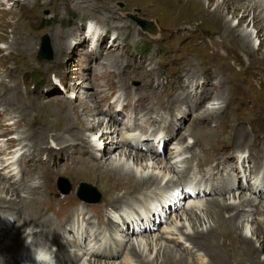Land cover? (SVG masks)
Segmentation results:
<instances>
[{
	"label": "rangeland",
	"instance_id": "374dc122",
	"mask_svg": "<svg viewBox=\"0 0 264 264\" xmlns=\"http://www.w3.org/2000/svg\"><path fill=\"white\" fill-rule=\"evenodd\" d=\"M174 1L175 0H0V129L13 128L14 123L19 121L17 125L19 129L0 136V149H4V151L0 153V158H2L0 159V186L3 184L7 185L8 182L14 184L12 182H17L21 178V172H19V174L17 173L18 165L28 164L27 159L22 155L25 150L24 146L33 145V147L35 146V148H37L40 143L39 138L44 132L47 135V139L44 143L40 144L45 145V148H49L54 144L52 143L54 134L62 131L64 126L63 122L65 121L64 116L69 111L70 106H79L83 98L81 96L84 95L83 92H85L84 90H86V88L94 90L95 85L98 88V94H101L102 89H105L111 94L108 103L114 102L115 100V107L118 108L123 105L125 106L123 110L127 109L128 111L129 109V113L131 114L133 112V117L136 116L135 119L133 117L128 118V113L125 111L121 113V115L112 117V119L108 121L107 114L98 115L99 119L103 122L100 129H106V126L107 129L115 128V126L122 129L125 122L130 120L134 123L131 124V128L137 130L139 128L138 123L141 121V115L146 113V111L149 112L151 109V113L154 112L152 115L154 117L156 115L160 120H157L159 121L157 126L160 129L174 128V126L170 124L171 119L168 113L169 110L175 112L177 118L183 116L181 128L176 134L174 133L168 138L166 137L162 143L163 146L160 145L162 150L157 147L156 142L152 140H148L146 143L154 150L162 151V155L165 157L171 156L172 152L179 154V160L176 161L174 165L178 170L188 172V175L197 176L196 173L198 170H201L196 165V161L193 163L194 165L192 164L191 167H188L189 169L185 167V160L189 156V153L185 151V147L194 142L191 136L195 139L197 138L198 140L196 141L202 142L204 145L215 140L220 141L225 146H232L240 143L241 140L238 138V135H241L244 129L247 134L251 133L250 125L245 124H247V118H251L253 113H249L247 117L242 98L247 99L249 98L248 96H250L254 99V96H256L258 98L256 101H258L261 106H264V43L263 45H259L260 39L256 36V29L252 26V23L249 22L250 18L247 17V21L240 26L237 31L233 32V30H225L221 20L210 19L208 14H195V12H199L202 8L206 9L208 12H212L216 6L222 3V0H204L202 4L190 8H187V6H183L184 8H177V5L173 7L172 4ZM233 2L240 4L244 2V0H233ZM251 2L252 0H246V3ZM224 14L225 18L231 20V25H236L237 19H232V17H230L231 14L228 12H224ZM136 20L149 23L153 31L141 28ZM238 31H243L251 35L252 42L249 47L242 44L238 36ZM116 36L119 37L116 38ZM44 38L48 40L49 50L47 52L49 53V58L43 57L42 45ZM114 38L117 40L113 41ZM52 42L55 44V48ZM122 42L124 45L120 44ZM250 48H253V53L249 52ZM96 50L99 51L96 52ZM121 51L123 55L118 56V53L120 54ZM107 52L109 53L107 54ZM116 58L117 62H114ZM108 59L110 61H107ZM131 65L136 68L135 71L132 69L130 70ZM116 67H125L129 69L125 71L129 72L130 75L125 77V74L121 77L123 81H125V87L123 88L119 87L118 84L114 86L110 83V78L113 75L112 73H117ZM144 67L148 69L154 67V81L151 86L158 91H161V89L164 91L171 89L162 86L165 80L167 84L170 85L182 81L185 84H189V76L195 77L192 81L197 84L199 88L202 83H200L196 76H200L207 81L208 85L206 87H208L209 92H213L214 98L205 99L202 106L198 107V109L196 105L200 100L199 95L195 93L194 90L190 91V89H188L185 91L184 89L182 91L185 92L184 94H186L187 98L185 106L186 104L189 105V112L184 110L185 106L182 101H179L177 106L174 104V106L171 107L170 103L162 102V104H156L154 107H150V109H148V105L142 104L140 107L141 111L136 112L133 110L134 103L130 102L131 97L129 98L128 95L119 93L123 90H127L139 94V92L144 89L143 82L149 83L152 78V72ZM240 86L244 90L242 89V91H240ZM162 98L163 97L160 96L159 100ZM128 103H131L129 105L130 108L128 107ZM225 103V110H223ZM92 105L93 102L89 100L87 106L90 107ZM106 107L107 105L103 108L105 109ZM204 108L210 110L209 112H211V110L213 111L212 120L214 123H221L220 128L216 130L214 127H211L213 124L206 122L210 121V118H208L209 120L205 119L207 113ZM251 121L252 120H250V123ZM91 125H93V122L87 120L83 125L84 129H86L83 133L87 136V140L90 139V141L95 144L91 153L94 159V156L95 158L96 156L97 158L100 157L104 141L103 139L101 141L99 140L98 144H96L95 139L100 136L101 131H99L96 138L91 137L88 131ZM160 126H162V128ZM79 128L82 129L81 126ZM46 129H48V132ZM140 129L137 132H131L133 134L132 136L137 137L139 134L143 133L139 132ZM261 131L262 129L260 128L259 132ZM18 132H20L21 145L16 144V147L12 146L5 148L4 143L6 139L17 137ZM179 133L184 135L183 137L185 138L182 139L181 144L176 145L174 138L178 137ZM0 134H2V130H0ZM164 134H166V131L161 132V137L165 136ZM114 135L112 138H109V141L111 140L109 144V154L110 156L112 155V157L116 150L125 149L122 145L116 147L115 144L119 142V140L115 141ZM24 137H27V139H24ZM201 139L210 142L205 144L203 142L204 140ZM140 142L143 143L142 140ZM56 144L57 147L64 145L61 141H56ZM44 147L43 149H45ZM79 147L77 145L75 149L71 147L68 148L67 155L70 154V149L76 150ZM64 149L65 147L61 148V152H63ZM230 150L233 149L230 148ZM250 150V148L246 147L237 150L233 154V159L230 161L233 169L229 171L226 169L224 170L225 174L229 172V174L232 175L227 181H229V184L231 183L234 189H236V187L243 189H248L250 187L248 184L251 180L249 183H246L243 174L245 172V174L248 175L252 164H250V162L243 163V166L240 164L243 157L246 158L247 156V158L251 159ZM130 151L132 153L136 152L134 150ZM40 153L41 154L38 156L39 160H45L47 156H50V158L53 157L52 164L55 165V167L60 166L66 158V156L62 158L54 157L52 155L53 151L45 153L43 151ZM146 155L148 156V154ZM161 157L157 158L161 159ZM239 158L241 159L239 160ZM11 160H14V162ZM75 160L76 157L74 161ZM124 161L125 160L122 159V162ZM2 162H5V167L1 164ZM95 162L98 164L101 160L97 159ZM220 162L223 163V160H220ZM260 163L264 165V161ZM81 164L82 163L59 168L55 182L52 184L46 183L45 185L52 189L56 186V182L59 178H65L70 185L71 191L69 190L70 192H68L71 194L73 193L72 195L79 199L77 196V189L79 190L81 183H87L100 194L99 203L96 204H100L104 198L110 200L125 194V190H116L112 188L99 174L96 175V173L92 172L95 170L90 169L82 172L75 170L76 167L81 166ZM126 164L129 167L133 166L131 160ZM7 165L8 167L6 168ZM211 166L212 165L208 164L203 167L205 168L203 170ZM241 168H243V172ZM148 171H151V169H148ZM158 174L163 176L162 174H164V171L158 172ZM171 176L172 173H169L166 177L170 178ZM73 181L75 183L77 182V184H74ZM183 182H186V177ZM29 183L33 185L36 184L34 180ZM221 183L219 187L224 188L225 184L222 185L223 183ZM57 186V196L63 197L65 193H62ZM243 191L246 195L249 189L248 191ZM133 192L135 191H130V193ZM157 192H160V190H151L147 196L141 194L138 197L141 200L150 199V197H157ZM28 193L27 191L23 192V190H20L19 195H21V197H27L29 196ZM186 195L185 193V196ZM1 196L7 200L10 198L14 199V195L10 193L7 195L2 193ZM229 196L231 195L224 193L223 197L218 198L226 200ZM206 198L207 197L200 198L201 200L199 202L202 203L203 201L204 203ZM184 199L185 198H181L182 201L178 203L179 206L175 213L170 214L168 218L163 221H156L155 226L151 229L150 233H147V236L149 235L150 238V235L152 237L153 233L157 235L172 233L174 238L177 237V242L175 243L176 250L181 252L185 251V255H183L190 262L198 264L200 263V258H202L205 261L204 263H207L208 259L204 255L203 250L192 248L188 242L183 243L184 239L178 231H175L174 226H183V228L181 227L183 232L192 234L193 229H197L198 231L204 230L206 225H213V222L210 219H206L200 211L203 203H198L197 206L192 204L193 207L191 206L192 210L194 212L196 211L197 214L201 212L199 215L203 218L201 223L197 222L196 224H192L188 219H179V217L173 219L175 218L173 214L176 215L177 213L180 214L181 212H185L184 210H187L188 206L191 205L187 199ZM33 203L34 207L27 205L25 208L23 204L24 209L31 210L34 214L33 217L30 216L31 218H26L27 220L25 221H31L38 216L39 210L36 200H34ZM14 207L15 206H11L5 209L0 205V219H7L8 215H12L16 219L13 222V227L9 228L8 232H4L0 235V244H8L15 241V239H11L13 238L12 233L16 227H19L20 222L24 219L20 214H16L15 209H13ZM18 212L20 213L19 210ZM69 213L67 212V214ZM106 213L111 217L112 215L118 214L119 211L109 208ZM52 214L54 216H52ZM43 216L56 217V213L45 211ZM263 217L264 216H258L259 219ZM58 218L60 221L66 220L61 216L56 217L57 220ZM18 220L19 223L16 222ZM89 220L90 222H97V227L91 225L93 229L90 230V233L86 223ZM108 220L109 219H101L100 223V220L98 221V219L95 218L85 219L83 221L84 225H79L80 229H84L85 231L81 240L77 234L78 240L75 239L76 235L71 236L69 231L61 232L60 240L62 239V242H69L71 244H73L71 241L75 240L78 243L81 242L83 246H85L86 238L88 234H90L93 238H97L98 235L106 238L113 246L119 245L120 241L125 242V239L122 240L126 237L124 233H118V231L115 230L107 231ZM14 223L16 224L14 225ZM239 224L242 227L243 235L251 239L254 246L259 248L260 242L257 241L255 235H253L255 224L250 221L247 222L244 219H241ZM163 226L169 227L167 230H164L162 229ZM262 226L264 227V223ZM33 230H38V228H34ZM27 232L30 233L28 229H25L20 236L24 237ZM38 233L39 231L37 232V237L41 238V234ZM30 236H32V233ZM145 236L146 234H139L131 237L127 241L123 251L121 249L116 257L104 261L113 264L123 263L129 243L133 244L135 247L141 243L138 248L140 252H142V256L148 259H154L156 249L154 251L148 250V246L146 245L148 240ZM214 238L225 239V242L230 241L229 235L223 237L220 232H215ZM100 239L98 240L100 241L98 245L102 243ZM29 241L30 240H27V242ZM33 244L34 247L39 246V243ZM232 244L233 242H231V245ZM95 246L91 243L85 247H93V249H96ZM212 248L214 249L215 246ZM219 248L222 252H226V246L221 245ZM239 250L240 247H235L234 251L231 253L232 256L227 255L232 263L233 259L236 257L235 254L238 257ZM64 253L65 256L68 255L66 251H64ZM239 256L242 257L244 255ZM126 257H128V255ZM259 258L263 259L264 253H261ZM75 264H86V261L84 258H81ZM133 264L137 263L133 262Z\"/></svg>",
	"mask_w": 264,
	"mask_h": 264
},
{
	"label": "bare ground",
	"instance_id": "6f19581e",
	"mask_svg": "<svg viewBox=\"0 0 264 264\" xmlns=\"http://www.w3.org/2000/svg\"><path fill=\"white\" fill-rule=\"evenodd\" d=\"M181 1L175 0L172 4L173 7L177 5V8H181L183 6H187V8H190L202 4L204 0ZM224 12L230 13V17H232V19H237L236 25H231V20L225 18ZM199 13L208 14L210 19L213 20H221L225 30H233V32L237 31L239 27L247 21L246 18L248 17L250 18L249 22L252 23V26L257 31L256 36L260 39L259 45H263L264 43V0H252L251 3H246V0H244V2H241L240 4L234 3L233 0H222V3L216 6L212 10V12H208L206 9L202 8L199 10V12H195V14ZM136 21L138 23V20ZM147 24L149 25V23ZM138 25L141 26L139 23ZM150 27V29H145L141 26V28L145 30L153 31L151 25ZM238 36L243 45H246L248 47L251 45L252 38L250 34L243 31H238ZM118 37L119 36H116V38ZM116 40L117 39L115 38L113 39V41ZM120 44L124 45L123 42ZM97 51L99 50H96V52ZM253 51V48L249 49L250 53H253ZM108 53L109 52H107V54ZM119 55L122 56L123 52L121 51L120 54L118 53V56ZM115 60L116 61L114 62H117V58ZM107 61L110 60L108 59ZM144 68L152 72L151 81L148 80L150 81L149 83H145L142 81L144 84V89H142L139 94L127 90H123L119 93L131 96V99L135 100L133 110H135L136 112L141 111L140 107L142 106V104L148 105V109H150V107H154L156 104H162V102L170 103L171 107L174 106V104L175 106H177V103H179V101H182L185 106L187 98L186 94H184L185 92L182 91L184 89L185 91H187L188 89H190V91L194 90L195 93L199 95L200 100L196 105L197 108L202 106L205 99L214 98L213 92H209L208 87H206L208 85L207 81L200 76H196L198 77L200 83H202L201 87L199 88L197 84L193 83L192 81L195 77L189 76V84H185L182 81L180 83L170 85L167 84V81L165 80L162 86H166V88L168 87L171 89L166 91L161 89V91H158L151 86L152 82L154 81V67H150L149 69L147 67ZM131 69L134 71L136 70V68L132 65L130 66V70ZM125 70L128 71L129 69L125 67H116L117 73H112L113 75L110 78V83L114 86L118 84L119 87H125V81H123L121 77L125 74V77H127V75H130V73L126 72ZM94 87V90H91L89 88H86V90H84L85 92H83L84 95L81 96L83 98L79 106H70L69 111L64 116L65 121L63 122L64 126L62 128V131L54 134V137L52 139V143L54 144L49 148H45V145L40 144L44 143L47 139V135L44 132V134H42V136L39 138L40 143L37 148H35V146L33 147V145L24 146L25 150L23 151L22 155L27 159L28 164L18 165L17 173L19 174V172H21V178L17 182L15 181L16 184L15 182H12L14 184L8 182L7 185L3 184L0 186V205L5 209L11 206H15L13 209H15L16 214H20L21 217L24 218L20 222L19 227H16L14 229L15 232L13 231L12 233L13 238L11 239H15V241H12V243L8 244H0V264H44V258L48 254H54L53 257L54 260H56L55 264H75L81 258H84L86 264H113L104 260L116 257L121 249L123 251V248L125 247L127 241L131 237L139 234H146L145 238H147L148 240L146 242L148 250L154 251L156 249V255L154 259H148L142 256L143 254L138 248L141 243H139L137 247L129 243L127 251L125 253L126 256L128 255V257L125 256L123 263L121 264H133V262L137 264H195L194 262H190L184 256L185 251L181 252L179 250H176L175 243L177 242V237L174 238V235H172V233L166 235H157L153 233V236L151 237L150 235V238L149 235L147 236V233H150L151 229L155 226L156 221H163L167 219L170 214L175 213L179 206L178 203L182 201L181 198L187 199L191 205L188 206L187 210H184L185 212H181L180 214L177 213L176 215L173 214V216L175 217L173 219H177V217H179V219H188L192 224H196L197 222L201 223L203 218H201L199 215L202 212L206 219H210L213 222V225H206L204 230L202 229L201 231H198L197 229H193L192 234L183 232L181 229V227L183 228V226H174L175 231H178L184 239L183 243L188 242L192 246V248L203 250L204 255L207 257L208 261L207 263H204L205 261L200 258V263L198 264H264V258H259V255L261 253H264V227L262 226V224L264 223V217L262 219L258 218V216H264L263 183H255V192H249L248 189L250 187L248 189L237 187L236 189H234L231 186V183L229 184V181H227L232 177V175H230L229 172L227 174L224 173L225 169L228 171L230 169H233L230 162L231 159H233V154L237 150L246 147L251 149L249 151L251 154V159L247 158V156L246 158L243 157L242 161H240V164L243 166L246 162H250V164L252 165L250 166L251 170L248 175H246L244 172V181H246V183H249V181L254 178L255 173L262 176L263 180L261 182L264 181V170H262V168H264V165L260 163L261 161H264V106H261L259 102L256 101L258 98L256 96H254V99H252L250 96H248L249 98L247 99L242 98V103L246 108L247 117L249 113H253V116L251 118H247V124H245L250 125L251 133L247 134L246 130L244 129L243 133H241V135H238V138L241 140L239 144L225 146L220 141L212 140L210 142L201 139L204 140L203 142L205 144L207 142H210L209 144L204 145L202 142H197V138L195 139L193 136H191L194 142L191 145H187L185 147V151L189 153L188 158H186L185 160V167H191V165L196 161V165L199 169H201L198 170V173L199 175H201V171H204L203 173H205V170H203L205 168L203 167L210 164L212 166L207 167L206 171H209L210 175L213 178H219L220 182L223 183L221 184H225V187H212V189L206 191L204 187H200L199 185H197V183H193L195 185L193 186L192 194L185 196L184 190L185 188L187 189V185L186 182H183V180L186 176H188V172L178 170L174 165L175 161L179 160V154H177L176 152H172L171 156L165 157L162 155V151L154 150L153 148L149 147V145H144L142 142H140L142 139L138 141L136 145H131L129 140L127 139V135L131 134L130 128L125 127L120 129L115 126V128L107 129L106 126V129H100V126L103 122L99 119L98 115L107 114V119L108 121H110L112 117L121 115V111L114 110V107L116 105L115 100L114 102L108 103L109 96L111 97V94L109 92H107L105 89H102L101 94H98L97 86L95 85ZM242 89L243 88L240 86L239 90L242 91ZM160 96L163 97L161 100H159ZM89 100L93 102V105L90 107L87 106ZM106 105L107 107L104 109L103 107ZM225 106L226 103L224 104L223 110H225ZM151 110L149 112L146 111V113H143L142 115L145 118L146 122L152 121L151 127L155 129V133L158 131L161 134L160 130H162V132L166 131L164 137L168 138L179 131L182 125L183 116L177 118V116L175 115L176 113L169 110L168 113L171 119L170 124H172L174 128L164 129L162 128V126H160L162 128L160 129L157 126V123L160 120L156 116L154 117L152 115V113L154 112L151 113ZM184 110L189 112V105L186 104ZM204 110H206V108H204ZM209 111L210 110L205 111L207 113V117L205 119L210 118V121H204L213 124L211 127H214V129L217 130V128H220L221 123H214L212 120L213 111ZM87 120L93 122V125H91L90 129L88 130L91 134V137L96 138L99 134V131H101L100 136L95 139L96 144H98L99 140L101 141L103 139L104 141L102 144V152L99 158H97V156L95 158L94 156L93 159V155L91 153L95 144H93L90 139L87 140V136L83 133L86 130L84 129L83 125L85 124V122H87ZM250 120H252L251 123ZM18 124L19 121L14 123L13 128L0 129L2 130V134H0V136L19 129L17 126ZM80 126L82 129L79 128ZM260 128L262 129L261 132H259ZM46 131L48 132V129H46ZM139 132H146V129H140ZM113 135L115 136V141L119 140V142L115 144L116 147L122 145L125 147V149L123 148L120 150H116L115 154L112 157V155L110 156L109 154V144L111 142V140L109 141V138H112ZM180 135L181 133H179L178 137L174 138V142L176 145L181 144L182 139L185 138L183 137L184 135H181V137ZM139 136L143 137L142 134H139L137 138ZM24 139H27V137H24ZM56 141H61L64 145L57 147ZM20 143L21 137L20 132H18L17 137L6 139L4 147L9 148ZM77 145L78 147H80L76 150L70 149V154L67 155L68 148L71 147L75 149V146ZM43 147L45 149H43ZM64 147V151L61 152V148ZM230 148H232L233 150H230ZM130 150H134L136 152L132 153ZM3 151L4 149H0V153H2ZM43 151L44 153L53 151L52 155L56 158H62L66 156L65 161L60 166L55 167V165L52 164L53 157L50 158V156H47L45 160H39L38 156L41 154L40 152ZM146 154H148V156ZM75 157L76 160L74 161ZM157 157H161V159H158ZM97 159L101 160V162L98 164H96L95 162L97 161ZM122 159H124L126 162H122ZM240 159L241 158H239V160ZM129 160L132 161V167H129L126 164ZM220 160H223V163H221ZM12 162H14V160ZM80 163H82L81 166L76 167L75 170H78L79 172L88 171L90 169L95 170L92 172L96 173V175L99 174L105 181L110 184L112 188L116 190H125V194L115 199L109 198L110 200L104 198L100 204H96L99 202L85 203L83 202V199L78 197L80 199L79 200L75 198L74 195H72L73 193H69L71 190H68L69 194H63V197L57 196L56 186L58 181L56 182V186L52 189L45 185L46 183L52 184L55 182L57 171L59 168L69 165H78ZM1 164L5 167V162H2ZM7 167L8 165L6 166V168ZM148 169H151V171H148ZM161 171H164V174H162L163 176H160L158 174V172L160 173ZM241 171L243 172V168H241ZM166 172L172 173V176L170 178L166 177L169 174H167ZM33 180L36 182L35 185L29 183ZM73 183L77 184V182L75 183L74 181ZM207 185L211 186L210 181H208ZM248 185H250V183ZM155 189L160 190V192L156 193L157 197H150V199L144 200L139 199V195L143 194L147 196L151 190ZM20 190H23V192H29V196L21 197V195H19ZM132 190L135 192L130 193V191ZM243 190H247L248 193H246L245 195ZM2 193L6 195L10 193L11 195H14V199L10 198L9 200H7L1 196ZM224 193H227L231 196H229L226 200L223 198H218L223 197ZM205 197H207L205 199V202L203 203L202 201L203 204L200 203V198ZM34 200H36V203L38 205V216L31 221H25L27 220L26 218H29L30 216L33 217L34 214L31 210H26L24 208L27 205H30V207H34ZM198 203L202 204V208L200 209L201 212H199V214H197L196 211L194 212L192 210V204H195L194 206H197ZM109 208L114 209L115 211H119V213L110 217L106 213L107 209ZM18 210L20 211V213L18 212ZM45 211H52L56 213V217L61 216L66 220L60 221L58 218V221L56 217H52L54 216L53 214L52 216H43V213ZM66 211L68 213L70 211V213L67 214ZM92 218L98 219V221L100 220V223L101 219H109L107 223V231L115 230L118 231V233H124L126 237L122 240L125 239L126 241H120V244L118 243L119 245L113 246L109 242V240L101 237L100 235H98L100 237L97 236V238H93L88 235V237L86 238L85 246L87 247L88 244L92 243L94 244V246L96 245V249L94 250L93 247L86 248L81 242L78 243L75 240H70L71 242H73V244L64 241L62 242V239L60 240V233L64 231H69V234H71V236L77 234L81 240L85 231L84 229H80L79 225L83 224L82 221H84L85 219ZM80 219H82V221H79ZM241 219H244L247 222L250 221L255 224L253 235H255L256 240L260 242L259 248L254 246L251 239L243 235L242 227L239 224V221ZM15 220V217L12 215H8L7 219H0V235L4 232H8V229L13 227V222ZM16 222L19 223V220ZM86 223L88 225L87 228L89 227L90 230L93 229L92 226L97 225V222H90V220ZM15 224L16 223H14V225ZM168 227L169 226H163L162 229L167 230ZM34 228H38V230L34 231ZM25 229H28L30 233L27 232L24 237L20 236L22 234V231H24ZM38 231L41 234V238L37 237ZM215 232H220L223 237L229 235L230 241L225 242V239L214 238ZM31 233L32 236H30ZM77 235L75 239L78 240ZM99 239L101 240V242H104V247H102L100 252H98V244L96 242ZM27 240L30 241L27 242ZM231 242H233L232 245ZM33 243H39V246L34 247ZM221 245L226 246V252L221 251V249L219 248ZM213 246H215L214 249L212 248ZM23 247H25V251L22 252L21 249ZM235 247H240V250L238 252V257L235 254L236 257L233 259L232 263L227 255L232 256L231 253L232 251H234ZM44 250L46 251L45 255L43 256ZM64 251L68 253L67 256H65ZM239 255L244 256L240 257ZM37 257L42 258L43 261L39 262L37 260Z\"/></svg>",
	"mask_w": 264,
	"mask_h": 264
},
{
	"label": "water",
	"instance_id": "95a60500",
	"mask_svg": "<svg viewBox=\"0 0 264 264\" xmlns=\"http://www.w3.org/2000/svg\"><path fill=\"white\" fill-rule=\"evenodd\" d=\"M138 23L145 29L151 28L150 25H148L144 21L138 20ZM48 50H49L48 40L47 38H44V42L42 45L43 57L49 58V53L47 52ZM58 187L62 193H67L68 190H70V185L68 184L65 178L58 179ZM78 196L90 202H97L100 200V194L87 183H81L78 191Z\"/></svg>",
	"mask_w": 264,
	"mask_h": 264
},
{
	"label": "clouds",
	"instance_id": "9594fccd",
	"mask_svg": "<svg viewBox=\"0 0 264 264\" xmlns=\"http://www.w3.org/2000/svg\"><path fill=\"white\" fill-rule=\"evenodd\" d=\"M40 257H37V260H39ZM44 264H55L54 257L49 254L47 257L44 258Z\"/></svg>",
	"mask_w": 264,
	"mask_h": 264
}]
</instances>
